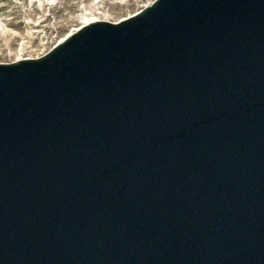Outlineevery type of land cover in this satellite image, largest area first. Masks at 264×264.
Wrapping results in <instances>:
<instances>
[{
  "label": "water",
  "instance_id": "1",
  "mask_svg": "<svg viewBox=\"0 0 264 264\" xmlns=\"http://www.w3.org/2000/svg\"><path fill=\"white\" fill-rule=\"evenodd\" d=\"M0 264H264V0L0 62Z\"/></svg>",
  "mask_w": 264,
  "mask_h": 264
},
{
  "label": "rangeland",
  "instance_id": "2",
  "mask_svg": "<svg viewBox=\"0 0 264 264\" xmlns=\"http://www.w3.org/2000/svg\"><path fill=\"white\" fill-rule=\"evenodd\" d=\"M154 0H0V62L47 53L86 22H118Z\"/></svg>",
  "mask_w": 264,
  "mask_h": 264
},
{
  "label": "bare ground",
  "instance_id": "3",
  "mask_svg": "<svg viewBox=\"0 0 264 264\" xmlns=\"http://www.w3.org/2000/svg\"><path fill=\"white\" fill-rule=\"evenodd\" d=\"M87 23H89V21H88V22H86V24H87Z\"/></svg>",
  "mask_w": 264,
  "mask_h": 264
}]
</instances>
